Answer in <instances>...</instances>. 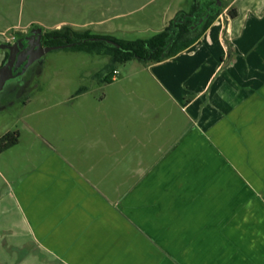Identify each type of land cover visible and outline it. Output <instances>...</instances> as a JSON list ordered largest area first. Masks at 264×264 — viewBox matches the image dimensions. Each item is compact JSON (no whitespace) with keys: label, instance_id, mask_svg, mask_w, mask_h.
I'll return each mask as SVG.
<instances>
[{"label":"crops","instance_id":"0c3cea01","mask_svg":"<svg viewBox=\"0 0 264 264\" xmlns=\"http://www.w3.org/2000/svg\"><path fill=\"white\" fill-rule=\"evenodd\" d=\"M224 14L179 55L117 71L109 99L20 117L46 151L17 158L7 196L26 240L3 248L49 264H264V0Z\"/></svg>","mask_w":264,"mask_h":264},{"label":"rangeland","instance_id":"374dc122","mask_svg":"<svg viewBox=\"0 0 264 264\" xmlns=\"http://www.w3.org/2000/svg\"><path fill=\"white\" fill-rule=\"evenodd\" d=\"M221 1L224 14L232 0ZM195 2L205 7L210 0H0V43L29 29L38 28L49 32L65 26L80 32L92 28L103 34L109 32L120 40L148 39L163 31L178 13L190 14ZM230 11L227 16H230ZM97 21L103 22L98 24ZM92 22L95 26H83ZM110 61L111 58L104 55L67 49L54 50L47 53L42 67L35 65L25 76L10 81L0 93V137L9 131H20L23 134L21 153L6 154L4 158L0 156V173L6 178L0 176V261L7 264H49L47 261H51L38 251L32 252L27 248L25 252L18 253L3 248L4 240L6 244L11 243V246L19 248L22 247V240H26L23 217L7 196L10 184L19 182L24 176L25 170L19 167L18 157H23L27 148L40 155L46 151L40 139L25 131L20 117L40 109L45 99L56 101L87 92L85 99L88 100L85 102L88 106L90 99L105 101L114 96L119 86L109 85L115 81L111 84L101 83L96 77ZM145 66L137 60L119 65L117 81L121 83L127 71L133 69V72H137L138 68ZM145 74L148 75L144 73L125 80L126 87L135 91L137 85L134 83L141 82ZM30 100L37 101L27 107ZM34 153L29 155L33 156L31 159ZM16 233L23 237L17 238V242L14 238Z\"/></svg>","mask_w":264,"mask_h":264},{"label":"trees","instance_id":"16d2710c","mask_svg":"<svg viewBox=\"0 0 264 264\" xmlns=\"http://www.w3.org/2000/svg\"><path fill=\"white\" fill-rule=\"evenodd\" d=\"M222 11L223 4L219 6L216 2L215 5V0H210L205 7H201L198 2H195L190 14L178 13L163 31L148 39L120 40L112 35L96 34L90 30L76 31L70 26L46 32L45 38L48 45L72 44V47H66V49L109 56L110 63L96 77L101 83L111 84L119 65L133 60L143 64H157L186 51L201 38ZM208 14L209 17L202 24L193 28L200 19L205 18ZM229 15L234 17L235 11L231 10ZM91 38L99 40L92 42L89 41ZM83 40L88 41L83 42ZM107 40L118 43L121 48L108 45ZM19 139V132H8L2 136L0 138V154L16 146Z\"/></svg>","mask_w":264,"mask_h":264},{"label":"flooded vegetation","instance_id":"af4514ba","mask_svg":"<svg viewBox=\"0 0 264 264\" xmlns=\"http://www.w3.org/2000/svg\"><path fill=\"white\" fill-rule=\"evenodd\" d=\"M216 5V0H215ZM198 23L194 27L198 26ZM43 30L29 29L25 33H18L12 39H5L0 45H7L8 48L0 49L2 59L0 61V68L9 64L13 70L14 77L10 79L5 86L12 80L25 76L35 65L44 64L47 54H42L43 49L67 46V45H48ZM66 49V48H64ZM4 86V88H5ZM3 88V89H4ZM3 90L0 91V93Z\"/></svg>","mask_w":264,"mask_h":264},{"label":"water","instance_id":"95a60500","mask_svg":"<svg viewBox=\"0 0 264 264\" xmlns=\"http://www.w3.org/2000/svg\"><path fill=\"white\" fill-rule=\"evenodd\" d=\"M216 2H217V5H219V6L222 5L221 0H216ZM208 17H209V14L205 18L200 19L197 25L202 24L204 22V20H206ZM193 28H195V27H193ZM98 40L99 39H97V38L89 39V41H92V42L98 41ZM86 41H88V40H83V42H86ZM106 43L108 45H112L114 47L121 48V46L118 43L114 42V41L107 40ZM72 46L73 45L71 44V45H67V46H56V47L45 48V49H43L42 54H47V53H49L51 51H54V50L64 49L66 47H72ZM8 47L9 46H7V45H0V49H5V48H8ZM9 76H13V70L10 67V65L7 64L4 67L0 68V91L3 90L5 84L10 79L14 78V77L11 78Z\"/></svg>","mask_w":264,"mask_h":264},{"label":"built area","instance_id":"2783aa9c","mask_svg":"<svg viewBox=\"0 0 264 264\" xmlns=\"http://www.w3.org/2000/svg\"><path fill=\"white\" fill-rule=\"evenodd\" d=\"M117 73H118V72L116 71V72H115V75H117Z\"/></svg>","mask_w":264,"mask_h":264}]
</instances>
